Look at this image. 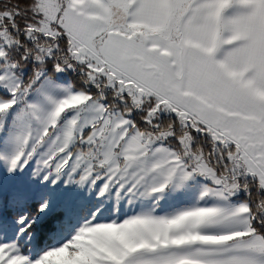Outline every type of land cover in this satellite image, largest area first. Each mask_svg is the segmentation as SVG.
I'll use <instances>...</instances> for the list:
<instances>
[{"label":"snow or ice","instance_id":"1","mask_svg":"<svg viewBox=\"0 0 264 264\" xmlns=\"http://www.w3.org/2000/svg\"><path fill=\"white\" fill-rule=\"evenodd\" d=\"M0 264H264V0H0Z\"/></svg>","mask_w":264,"mask_h":264}]
</instances>
